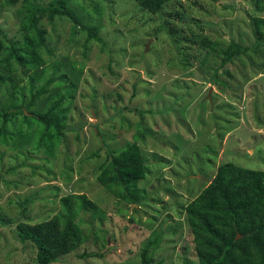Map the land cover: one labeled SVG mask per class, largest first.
<instances>
[{"label": "rangeland", "instance_id": "374dc122", "mask_svg": "<svg viewBox=\"0 0 264 264\" xmlns=\"http://www.w3.org/2000/svg\"><path fill=\"white\" fill-rule=\"evenodd\" d=\"M179 2L170 0L161 13L151 14L133 0H72L83 24L97 27L103 46L95 40L85 45L80 27L56 17L38 22L45 47L33 70L4 66L6 53L0 51V111L27 102L31 80L33 91L53 80L33 111L67 95L60 76L74 85L73 100H64L58 112L66 125L58 145L47 139L38 145L36 133L42 131L21 116L9 117L8 135L0 137V217L51 219L62 213L60 198L70 194H85L104 211L102 221L78 214L86 241L53 264H140V249L153 233L160 241L151 251L152 264H197L179 207L207 185L220 164L264 170V47L219 69V87L210 76L221 57L189 43L200 35L214 49L225 40L252 47L259 37L254 18L264 19V13L255 11L253 0ZM20 8L0 0L3 46L22 43ZM162 24L186 48L188 66L180 63L168 31L158 29ZM261 29L264 34V24ZM150 109L164 115L150 119ZM2 120L1 115L0 127ZM137 125L138 133L152 129L133 140ZM126 143V153L115 154L126 168L125 188L107 185L101 165L108 152H121ZM135 169L141 175L128 173ZM15 225L0 226V264H36L35 250L13 239ZM85 253L102 257L79 258Z\"/></svg>", "mask_w": 264, "mask_h": 264}, {"label": "trees", "instance_id": "16d2710c", "mask_svg": "<svg viewBox=\"0 0 264 264\" xmlns=\"http://www.w3.org/2000/svg\"><path fill=\"white\" fill-rule=\"evenodd\" d=\"M71 1L51 0L44 4L37 0H1V4L6 6L21 4L17 16L20 22L19 31L22 43L11 42L8 46H3V42L0 40V51L3 50L6 53L5 59L2 61L3 65L11 68V65L14 64L24 70H33L39 65L40 59H42L39 52L45 47L46 34L38 26L41 19L52 22L56 17L68 18L76 27H80V30L85 32V45L87 42L95 40L102 43L103 46L104 43L97 36V27L84 25L75 9L69 5ZM133 1L137 3L141 11L151 14L161 13L170 2V0ZM253 3L255 11L264 13V0H253ZM175 15L180 16V13ZM254 22L259 37L252 47H244L234 40H225L223 48L214 49L213 43L207 38L192 35L193 39L190 40V45H199L202 48L214 50L216 55L221 57L218 60L219 65L210 76L211 84L222 87L224 83L219 82L216 75L219 69L226 64H233L249 52L257 53V48L260 46L264 47L262 40L264 34L261 29L264 19L255 17ZM158 29L166 31V33L168 31L164 24L160 25ZM168 34L179 51L180 63L184 67L188 66V58L183 56L182 52V49L186 48L181 47L180 49L178 39L176 40V37L169 31ZM216 55L214 58H217ZM256 55L258 56V54ZM0 79L4 78L0 76ZM60 79L63 80V84L67 85V95L50 103L44 111H33L31 108L47 93V88L53 80L49 78L43 86L36 88L35 91L32 87L34 80H31L29 100L27 102L23 100L19 106L12 105L5 111H0V116H3L0 137L6 138L8 135L5 129L9 124L8 118L21 116L28 127H30V122H34L37 128L42 131L40 134L36 133L38 145L44 142V139L49 140L46 142H54L55 145H58L59 139L64 136L66 129V125L63 123L65 117L59 116L58 112L64 100H73L74 97L72 94L74 85L68 82L65 76H60ZM97 98L93 95L92 100ZM96 105L98 104L96 103ZM126 110L130 111L131 109ZM145 112L152 116L150 119H153L155 114L164 115L163 113L157 114L151 109ZM140 113L141 116L144 115L143 111ZM137 128L139 129H135V131L138 133L141 128L139 125ZM151 129L150 126H145V130L134 135L133 140L137 135L144 136L146 131ZM127 149H129V143L125 144L121 152L116 149L108 152L109 158L101 165V168L106 167L104 168V177L102 176L101 179L107 185L116 183L117 186L125 188V179L121 173L122 166L117 161L116 152H119L118 156H121V153H126ZM98 154L99 151H95L92 156L98 157ZM122 171L126 172V168ZM128 173L133 176L141 175L139 169ZM109 174L113 175V179H109ZM194 196L191 201L179 209L192 237L197 264H264V170L247 169L231 162L220 164L216 168L214 177ZM29 202L26 201L25 205L21 207L22 213ZM60 205L62 209L60 215L40 222H32L30 218L11 221L0 217V226L16 222L12 229V237L16 242L30 245L35 250L36 264L56 263L62 257L77 251L85 243L84 229L77 218L80 212L90 213L92 219L104 220V211L85 194L66 195L60 198ZM159 241V236L153 233L150 239L143 244L139 252L140 264H152L151 251L157 247ZM100 256L96 253H85L79 258Z\"/></svg>", "mask_w": 264, "mask_h": 264}, {"label": "water", "instance_id": "95a60500", "mask_svg": "<svg viewBox=\"0 0 264 264\" xmlns=\"http://www.w3.org/2000/svg\"><path fill=\"white\" fill-rule=\"evenodd\" d=\"M211 91V90H210Z\"/></svg>", "mask_w": 264, "mask_h": 264}]
</instances>
